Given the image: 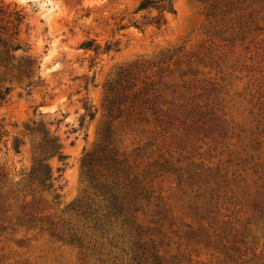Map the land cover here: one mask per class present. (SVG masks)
Wrapping results in <instances>:
<instances>
[{"label":"rangeland","instance_id":"rangeland-1","mask_svg":"<svg viewBox=\"0 0 264 264\" xmlns=\"http://www.w3.org/2000/svg\"><path fill=\"white\" fill-rule=\"evenodd\" d=\"M140 1L0 0V264H264V0Z\"/></svg>","mask_w":264,"mask_h":264},{"label":"trees","instance_id":"trees-1","mask_svg":"<svg viewBox=\"0 0 264 264\" xmlns=\"http://www.w3.org/2000/svg\"><path fill=\"white\" fill-rule=\"evenodd\" d=\"M158 11L157 15L152 16L151 18V22L155 23L157 25H161L166 23L167 18L165 13L166 12H170V13H175V7H174V0H141L139 5L137 6L136 11ZM12 22H13V26H14V34H18L19 33V27L23 22L24 19V14L22 13L21 10H14L12 12ZM3 40L0 39V43H2ZM6 44V43H5ZM7 46V45H5ZM84 48H91V46L88 43H83L82 45ZM12 49L14 50H18L21 48L20 44H16V45H12L11 46ZM0 64L3 65L4 67H6L7 71H10L9 69V58H3L2 56H0ZM35 64L40 67V65H38L37 61L34 62H28L25 65H21L20 66V76L22 74H26L27 77L30 79V82L28 83V87H30L33 84H38L42 81L41 75L38 76L37 79H35L34 77V73H35ZM10 91V87H6V89L4 91L0 90V101L3 102L6 99L7 94ZM15 147L18 148L19 144L16 143Z\"/></svg>","mask_w":264,"mask_h":264}]
</instances>
